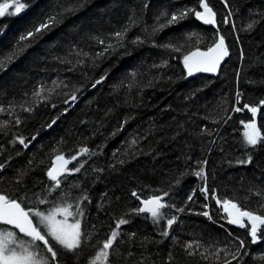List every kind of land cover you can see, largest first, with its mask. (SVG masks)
Masks as SVG:
<instances>
[{"label": "trees", "instance_id": "trees-1", "mask_svg": "<svg viewBox=\"0 0 264 264\" xmlns=\"http://www.w3.org/2000/svg\"><path fill=\"white\" fill-rule=\"evenodd\" d=\"M209 3L215 30L193 13L159 28L169 18L166 13L185 7L202 11L197 0H30L19 15L0 17L6 26L0 52L14 53L12 59L0 57V106L5 109L0 112V163L6 165L0 192L26 195L31 203L53 183L47 171L54 158L68 159V170L82 164L80 172L60 177H67L61 198H89L81 203V219L91 247L85 246L73 264H90L94 242L110 235L120 218L130 223L119 230V247L110 256L115 264H224L225 259L264 264V240L251 243L247 218L243 228L228 223L223 204L229 200L241 211L264 213V142L250 145L244 135L251 130L244 124L255 123L264 136V105L259 103L264 100V0ZM69 4L75 10L62 12L51 30L18 42L21 33ZM125 26L120 46L114 33ZM217 27L226 38V62L216 77L187 79L184 56L212 46ZM136 37L142 42L131 43ZM101 39L113 48L97 55L105 48ZM73 93L77 99L70 102ZM244 103L257 107V113L234 111ZM85 147L87 153L81 151ZM249 155L250 163H238ZM205 159L207 165L200 163ZM201 170L205 176L211 172L207 183L219 204L200 191L204 180L196 172ZM133 191L148 198L168 192L161 209L167 216L156 223L151 215L133 212L139 206ZM173 214L178 220L165 237L161 232ZM262 234L264 225H258V237ZM239 239L245 248L233 260ZM188 243L195 255L185 252Z\"/></svg>", "mask_w": 264, "mask_h": 264}, {"label": "snow or ice", "instance_id": "snow-or-ice-1", "mask_svg": "<svg viewBox=\"0 0 264 264\" xmlns=\"http://www.w3.org/2000/svg\"><path fill=\"white\" fill-rule=\"evenodd\" d=\"M197 4L203 11L185 7L183 10L175 13H166L169 18L164 23L160 24L159 28L162 29L168 25L179 23L180 20L186 19L189 13H193L196 19L202 21L205 25H217V21L215 20L216 14L210 6L209 0H197ZM30 6V0H4V2L0 3V17L5 16V14L10 16L19 15ZM9 9H12V11H9ZM74 10L75 9L71 7L70 4L64 8L58 9L55 13L41 20L39 24L34 25L30 30L21 33L18 37V42L33 38L36 33L44 29L51 30V25L57 22L62 12ZM230 15L231 13L229 12L228 16ZM227 20L228 17L226 16L224 22L226 23ZM249 27H251V25H249ZM5 28L6 26L0 25V35L3 34ZM234 28L235 25H233V29ZM155 30L158 29L154 28V31ZM127 31L128 27L125 26L114 33L120 46H123L122 41ZM217 33H219L218 27ZM225 39L224 35H220L218 41L212 46H209L206 51H194L190 55H185L183 62L188 75L191 76L194 72H216L221 62L224 61V58L229 55ZM130 42L137 43L142 41H140L139 37H136ZM237 42H239L238 37ZM99 43L105 44V41L101 39ZM109 48H113V45L111 43L105 44V48L101 52H98L97 55H103ZM13 55L14 53H12L11 50L0 52V57L8 56L9 59H12ZM243 55L244 53L241 51V56L243 57ZM99 83H101V80L95 81V84ZM38 94L39 93H36V95ZM239 96L240 93H237V103H240ZM71 99H77L75 93H73ZM259 103L264 105V100L259 101ZM52 107H55V105L53 104ZM244 108H247L254 115L258 111L257 107H249L248 103H244L242 107H235L234 111L240 112ZM4 110L5 109L0 106V112ZM24 110L31 111L33 109L25 108ZM63 111L67 112L68 109H64ZM58 118L59 117H57V119ZM228 118L230 119L231 117ZM16 122H20V117L16 118ZM224 122L227 123V120ZM55 123L56 120L54 119L49 123L48 127H51ZM244 127L251 129L250 132H245L244 134L248 144L255 146L258 142H264V136H262L261 132L256 128L255 123H245ZM261 128H264V121L261 123ZM208 134L211 135V132ZM19 143L25 144L23 137L19 138ZM133 143H135V141H133ZM212 143L214 144L215 141ZM25 147H27L26 144ZM81 151L87 153L89 150L85 147ZM56 159L64 161L65 158L59 155ZM71 159H76V156L73 155ZM250 162V155L247 160L238 161L240 164ZM121 163H123V161H121ZM200 163L207 165L208 160L205 159ZM5 166L4 163H0V171H2ZM82 167L83 165L81 164L67 171L69 174L72 172L78 173L81 171ZM64 171L63 165H61L60 168H50L47 171V176L53 183L45 185L46 194L40 195L38 199L32 200L31 203L27 202L28 197L26 195L21 197L13 196L6 192H0V225L11 226V230H0V264H73L75 258L84 251L85 246L91 247L88 242L86 226L83 225L81 219L84 216V209L81 207V203L89 200V198L86 195L83 196V201L80 198H73L71 200L61 198V193L64 191L62 185L67 182V177H65L64 180L60 179ZM196 175L204 180V186L200 188V191L204 194L205 199L208 198L209 194H211L213 198H216L214 186L210 188L207 183L211 176V172L205 176L203 170H201L196 172ZM57 189L60 191H57ZM53 193H55V195H53ZM261 194L264 195V190H262ZM33 195L35 196L36 194L33 193ZM132 195L143 205V207H134L132 210L133 212L150 213L156 223H159L160 220L167 216V213L162 212L161 209L166 207V202L162 203V200L164 197L168 196V192L165 191L162 195L154 194L151 198L144 197L136 191H133ZM193 195L194 193L188 195L186 199L191 201ZM216 199L219 204L221 202L220 199ZM223 204L224 211L228 212V216L231 217L228 223L237 224L243 228L245 227V218H247V221L250 222L251 243L255 244L258 240H264V234L259 237L257 235L258 225H264V213L254 215L251 210L241 211L236 203H230L229 200H224ZM44 205L47 207H41ZM168 206L170 209L174 208L177 212H184L183 207H177L171 204ZM205 207H207V205H205ZM201 214L208 215L207 212ZM177 220L178 217L174 214L168 217L167 229L162 230L161 234L168 237L170 234L168 229H172V225L176 223ZM128 223H130L128 219H118L115 223V228L110 229V235L105 236L102 240L97 239L94 242L97 247L90 264H101V262H104V264H115L114 259L110 260V256L119 247L117 237L121 235L119 231L121 226ZM234 239H236V237H234ZM245 243V240L239 239L236 252L231 253L233 260L239 259L237 253L245 248ZM184 247L188 255L196 254L193 250V243H188ZM199 248L200 245L197 244L196 249ZM219 251H225V256L229 254L223 249ZM219 251L214 253L218 259ZM201 255H203V253H201ZM224 264H231V260L225 259Z\"/></svg>", "mask_w": 264, "mask_h": 264}, {"label": "water", "instance_id": "water-1", "mask_svg": "<svg viewBox=\"0 0 264 264\" xmlns=\"http://www.w3.org/2000/svg\"><path fill=\"white\" fill-rule=\"evenodd\" d=\"M202 11H203V9H202ZM203 24H204V23H203ZM204 25H205V24H204ZM205 26L208 27V28H211V29H213V30L216 29V25H205ZM219 36H220V34L218 33V34H217L216 41H218ZM206 50H207V49H206ZM206 50H195V51H206ZM192 52H194V51H192ZM192 52L188 53L187 55H190ZM227 57H228V56H227ZM227 57H225V58H224V61L221 62V65H220V67L217 69L216 72H194L191 76H189L188 73H187V69L184 67L185 72L187 73V79H193V78H196V77H199V76L216 77V76L218 75V73H219L221 67H222V66L224 65V63L226 62ZM72 101H73V100H70V102H72ZM61 165H63V167H64V169H65V171H64V173H65L66 170L68 169V160H67L66 158L64 159V161H60V160H57V159L55 158V159L52 161L50 168H52V167L60 168ZM50 168H49V169H50ZM64 173H63V175H64ZM63 175H61L60 177H62ZM51 182H52V181H51ZM139 206H140V207H143V205L141 204L140 201H139ZM225 213H226L227 217H228L229 219H231V217L228 216V212L225 211ZM139 214H140V215H143V214L151 215L150 213H139ZM245 219H246V218H245ZM234 225L239 226V225H237V224H234ZM0 226H5V225H0ZM5 227L11 228V226H5Z\"/></svg>", "mask_w": 264, "mask_h": 264}, {"label": "rangeland", "instance_id": "rangeland-1", "mask_svg": "<svg viewBox=\"0 0 264 264\" xmlns=\"http://www.w3.org/2000/svg\"><path fill=\"white\" fill-rule=\"evenodd\" d=\"M245 129H246L247 131L250 130V129H247V128H245ZM250 131H251V130H250ZM66 171H67V170H66ZM66 173H68V172H66ZM66 173H65V174H66ZM48 179H49V178H48ZM3 229H4V228L0 227V230H3Z\"/></svg>", "mask_w": 264, "mask_h": 264}, {"label": "bare ground", "instance_id": "bare-ground-1", "mask_svg": "<svg viewBox=\"0 0 264 264\" xmlns=\"http://www.w3.org/2000/svg\"><path fill=\"white\" fill-rule=\"evenodd\" d=\"M64 158H65V157H64ZM54 159H55V158H54ZM54 159H53V160H54ZM67 160H68V159H67ZM68 168H69V161H68ZM67 170H68V169H67ZM66 172H67V171H66ZM66 172H65V173H66ZM65 173H64V174H65Z\"/></svg>", "mask_w": 264, "mask_h": 264}]
</instances>
